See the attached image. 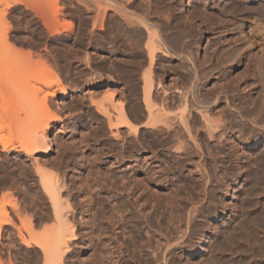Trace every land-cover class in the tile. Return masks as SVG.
Instances as JSON below:
<instances>
[{"label":"rangeland","instance_id":"1","mask_svg":"<svg viewBox=\"0 0 264 264\" xmlns=\"http://www.w3.org/2000/svg\"><path fill=\"white\" fill-rule=\"evenodd\" d=\"M7 1L0 0V20L2 18L0 25L4 24V26H7L6 29L8 30V35L6 30L5 33L10 39L8 40L11 42L13 41L12 43L16 46V48L18 47V49L24 52L27 50L32 53L35 52L36 54H33L32 58H34L35 55L36 61H38L37 58L40 59L41 56L42 59L46 57V60L50 57V60L47 61H50L49 63L51 64L56 77L59 79L60 85L67 88L70 92L69 95L64 98V104H60L58 106L59 109L52 111V113L54 112L55 115H58L60 122L55 125V128H53L48 134V138L52 140L48 156L54 162V164H52V162L50 164L51 166H48V168H51L52 171H54L55 168L56 171H59L57 174L59 176H63V178L67 181L68 186L67 188H64L62 196H68V201L71 205L69 217L74 224L73 230L75 233V239L70 244V252L65 258V264H162L159 262H149L152 259L151 257L155 256L154 254H156V252L158 253L162 250V248L160 246L158 248L157 245H162L164 243L165 236L174 235L173 237L177 236L175 238H178V235H182L180 232H182V230L184 231V228H186L185 226L188 227L186 222L188 217L187 213L189 209H191V211L194 209L193 206H195V209L198 207L196 209L197 211L193 212L194 216L199 212V215L197 214L195 216L197 226L195 225L194 229L192 227V233L189 236V240L185 241L186 246H184L183 249H175V253H173L172 257L173 264H264V130L251 127H249L251 129L246 128L245 130H242L241 122L238 121L237 118L234 119L230 115L224 102H219L214 109L216 110L218 108L220 117H224L226 115L224 118L222 117V119L227 123V127L234 129L228 133V136L232 138L231 140L233 142L234 150L237 149V152H235H239V164L236 163L237 159L235 158V155L230 156V158L225 157V152H228L226 151L228 150V145L226 146V149L222 151L220 147H216L213 141V143H207V136L198 133L202 130L203 126H201L200 129V125L198 126L193 121H190L191 118H189V123H191L190 126L192 125L191 131H193L195 126L199 127H195V130L200 129L197 130V133L195 131H193L194 133H191L195 134V139L200 141L199 142L197 140V143H200V146L203 147H201V149L204 150L209 147V151L211 149L210 152H215L218 157H207L206 159H203L206 150H204V154L201 155V157L200 153H197L194 149L189 148V146L191 147L190 138L188 137L189 140L187 139V134L182 137L185 133L182 131L181 135V132H179L181 131V128L177 131L179 132L178 135H181L179 136V141L180 138H182L186 143L189 141L190 144L187 143V146L188 144L189 146L187 147L186 143L184 146L188 148V152L189 150L191 151V149L192 151L190 153L194 151L192 154L188 155L190 160L186 159L188 161L187 162L185 159L183 160L180 158L182 154L178 156L179 153H175L179 146L181 147L179 150H182L184 147L181 145L182 142H180L179 146L177 144L179 141L177 142V140H174L176 143H170L173 141L172 140L167 142L166 145L160 144V139L162 138L161 140H163V138H168V133L162 132L159 134L155 131L156 126L150 127L148 125L151 117L150 115H147L142 101L143 97L141 93V86L143 78L140 73H142L146 67L151 69L148 70H150L152 74L151 75L149 72L152 82L151 90L153 89L151 91V98L153 100L151 99V101L154 103L157 99L155 102L158 104L160 102L159 98L164 95L163 92H166L165 97H170L172 99L171 102L173 103L170 104V98H167L168 100L166 99V108L169 115L171 114L170 112H172V114H177L182 109L181 103L179 105L180 100L179 97H177L178 94H176V89H183L188 92L193 83L196 85L200 84V98L203 99L205 96V99H211L212 96L214 97L218 95L217 93L220 94L223 92L227 94L230 99H232L233 106L240 108L244 114H247L248 108L254 105V99H259L261 97L260 94L264 95V70L263 74H261L262 67L259 64L256 68L254 61L252 60L254 59L253 57L242 56L244 52L250 51L255 44L249 48L248 46H245L248 44L243 40L242 42L241 40H238L237 42L229 35L227 40L222 42L219 39V35L216 34L219 29H226L227 26V28L230 26L227 22L230 21L229 18L231 17V12L229 11H232L233 8H231L232 3L229 4L231 0H226L227 2H224L225 0H154L155 2H153L152 0L151 12L154 14V9L158 8L155 9L158 10L157 15H154L156 19L151 13V18H154H152V20L157 21L159 19V22H161L159 18L160 15L158 17V12L161 14L162 10L165 11V9H167L165 12L170 10V12H168L171 14L167 12L165 13V16L168 14L171 18L174 15L173 17L175 18L172 17V20L169 18L167 19L164 14H161L163 16V21L165 22L167 20V22H169L170 20V22H173V19H175L174 23H168L169 29L167 28V30L171 32V35L175 34L177 36L176 38V36L173 37L174 35H172V38H174V40L176 39L175 41L178 45L177 52L180 49L181 52L179 51V53H181L182 56L190 57L189 61L192 60L188 62V59L186 60L180 56L174 57L169 55V57L165 54L163 55L162 53H157L159 56H157V58L155 57L156 59H154L152 63L148 62L145 51L142 52V54H145L140 55L141 52L138 50L136 51L134 47V49L131 46L129 48V40L125 38V36L121 37L128 40H126L128 45H126V41H124L121 37H118L117 41L111 39L112 37L114 38V34L112 36L110 32L114 33L113 31H117L115 29L111 30L113 29L112 27L109 29L106 25L107 30L109 29L108 32L98 31L99 33L95 34L96 37L98 35L97 39H100L101 41L95 39V35L92 37V35L88 33L90 30L89 20L85 18L86 15H84L85 13L83 11H81L83 14L80 16L81 9L78 11L77 7H75L76 3L74 1L41 0L43 4H38L39 7H36L33 4H35L37 0H32L35 3H30L33 5V9H31H41L40 7H42V10L47 12H45L47 16L50 15L49 13L52 12V9H62L65 5V8L63 7L62 9L63 11L61 10L63 15L58 13L56 17L57 19L51 17L52 15H50V17L48 16V19L50 20H48L46 26L43 25L45 24L43 23L44 21L42 22L41 18L39 16L37 17V14L34 15L36 12L33 14V11L29 9L30 7L27 8L28 6H26V4L29 5L28 3L32 1L29 0L27 3V0H18L21 1L20 3H22V1L26 3L25 7L23 6L24 3L20 4L18 2H14V0H10L14 3L11 5L12 2L10 3V1H8L10 3V5H8ZM41 1L38 0L39 3ZM55 1L58 3L56 2L55 4ZM68 1L72 6H74V8L71 7ZM5 2L7 3V7L4 4ZM64 2H67V4ZM66 5L69 6L67 7ZM4 7H6L5 10H3ZM75 8L76 10H73ZM69 9L72 13L68 11ZM76 11L79 13H76ZM81 18H83V20H81ZM51 19L55 20L52 21ZM84 20L85 22H83ZM83 23H88L87 26L89 27L87 28V26H84ZM64 25L65 27H63ZM67 26L72 30H68ZM81 26L83 27L81 28ZM85 27L89 30H85ZM1 29L3 28L0 27V30ZM55 29L61 30L59 32ZM82 29L84 31H82ZM3 31L4 30H1L0 34H2ZM68 31H71L70 33L72 35L70 33L68 35ZM79 32L84 33L80 34ZM65 33L67 34L65 35ZM3 34L2 36L5 35ZM2 36L0 37V41ZM84 38L87 39L85 40ZM92 38L94 39V42H92ZM116 38L117 37H115V39ZM106 40L107 43L112 44H106ZM118 40H120V42ZM177 41L181 44H178ZM86 42L91 44L88 45ZM101 42H103L102 45ZM232 43L235 44L233 45ZM103 44L106 45L103 46ZM237 46L241 47L243 50L238 49L239 47ZM245 47H248L249 49ZM228 49H230L231 52ZM235 49L239 51H236ZM1 50L3 51V49ZM43 50L50 53L46 52L47 56L44 54L45 57H43L44 55L42 52L45 53ZM240 50L244 52L242 53ZM2 51H0V68L2 69L0 70V93L2 94V96L0 95V127L3 129L1 130V133L8 139L9 143H16L19 134H21L23 128L25 130L24 126L26 125L22 122L20 123L19 120L16 121V119L11 116L13 113L19 112V110H16V107L18 108V106L16 105L17 102L14 98L18 95L22 88L23 90H26V92L30 91L26 93L24 98L25 101L27 100L26 98H29L27 97L29 94V96H33L36 92L37 94L35 95L39 98V96L45 94L46 89H50L45 87L46 85L43 84L45 80V76H43V74H40L42 75V78L44 77V79H41V76L35 69L32 71H35L34 73L30 72L31 68L34 66H31L30 69L29 63H27L28 66H26V62L29 60L25 61L27 59L25 56L24 57L26 59L24 57L20 58L21 56H16L20 60L19 62V60L15 59L11 54L8 57L7 55H9V53L7 55L2 54ZM37 52H40L41 56L37 57ZM233 53L240 57V61L235 56L233 58L234 62L232 63L234 67L229 69V71L220 72L221 68L223 69L229 66L228 62L233 61L230 59V57H233ZM3 55H5L6 58ZM224 55L227 58L230 56L228 61H226L227 58H225ZM216 56H218V58ZM7 58L9 59V63L6 61L8 60ZM221 59H225L228 64L226 65L224 60L222 61ZM142 60L144 61L141 62ZM14 61L16 64L19 63L23 66L19 65V67L17 65L18 67H16V69H18V71L20 68L21 70L25 69L22 73L25 81L22 78L19 79L20 77L17 78L19 80L14 77L15 80H17L14 82L16 85L12 82L14 80L11 79V83L14 85L10 83L9 86L5 83L6 79L9 80V77L11 76L9 74V69L11 68L13 69L12 71H14V67L12 65V62L14 63ZM36 61L33 62V65L36 64ZM145 61L147 64H151L152 66H146ZM191 62L194 63V68V65L191 64ZM223 64L226 66H223ZM184 67H187V70ZM191 67L192 70L194 69L193 71L196 72V75L194 72H190ZM5 69L8 70V72ZM130 69L132 72H130ZM259 70L261 72H259ZM15 71L18 74V71ZM26 72L29 75H26L28 79H26L25 76ZM16 73L14 72V75ZM19 73H21V71H19ZM190 73L192 75H190ZM8 74L10 75L9 77H7ZM194 75L198 78L194 79L195 81L191 79V76L192 78L195 77ZM134 77L135 79H133ZM158 79H161V81ZM196 80L198 81L196 82ZM157 81H159L160 84H158ZM128 83L129 85H127ZM162 87L165 91H162ZM12 90H17L16 92L14 91V94L16 93L15 97L12 94ZM110 90H115L113 91V100L115 101L118 100V96L121 97V94L125 97H121L119 99H122L125 104L124 109L126 108L125 111L128 114L127 116L129 121L138 125V128L136 129L137 131L132 130L134 132L131 131L129 133L127 127L115 129L112 123L110 125L108 121L115 119L118 114L116 115L114 111L112 112V108L107 107L109 98L106 99V102H103V104L105 103L104 105L100 106H106L111 110H109L112 112L110 114H114V116L108 114L111 118L108 120L106 115L98 111L96 104L103 101ZM41 92L42 94H40ZM21 95H19V97ZM90 97L91 99H95L94 101L92 99L94 103L91 102ZM252 97L254 98L252 99ZM60 99L61 97L57 96L54 101L57 103ZM12 101L15 103H12ZM21 103L23 102H20V104ZM25 103H23V105ZM156 103L152 104L153 109L154 107L157 108ZM23 105L21 104V106ZM21 106L20 109H22ZM13 107L16 111H13ZM28 107H30V105ZM138 108L140 109L139 111H137ZM214 109L209 110V114H212L210 117H213V120H216L218 118V110L215 112ZM190 110L189 112L192 114L193 111ZM222 110L224 112L227 111L229 114L227 112L224 113ZM20 112L19 114L23 115V113ZM36 113L37 114L30 113V116L28 115L29 119L31 118V114L33 117L38 115V117H41L45 111L44 109L42 110L39 108V113L38 111ZM260 114L261 113H255V115L258 116ZM15 115L16 114H14V116ZM261 115L264 118V114ZM214 117L217 118L215 119ZM24 118L27 119V117ZM117 119L112 120L113 123H115L114 121ZM8 122H15L16 125L14 124L13 128L12 123L9 125ZM17 122H19L18 124H20V126ZM23 122H25V120ZM153 122L155 121L153 120ZM22 124L23 126H21ZM176 124L177 123L174 125L177 129L179 126ZM153 127L155 128L153 129ZM114 131H117L118 136L113 134ZM241 133L243 134V139H241L242 137H239V135L241 136ZM0 152V186L2 185L0 187V221L2 218L6 219L7 217L11 221L8 224H3V221L1 222L0 233H2V236H0V263L44 264L42 259L44 258L41 251L42 249L39 248L40 246L36 244V241L43 242L46 240L49 233L47 227H49V230L51 231L50 226L55 222L51 215L50 202L47 197L43 195V192H41L42 189L38 185V179H36L37 175H34L31 165L29 163H24L25 161H23V155L16 157L13 150H1ZM3 152L7 154L5 155ZM195 160L196 162L199 161L198 163L200 166L198 167L202 172L196 171L199 169L198 167H195L199 164L196 162L195 164ZM178 161L180 162L176 163ZM200 161L204 163L203 170L201 166L203 164L200 163ZM10 166L13 167L14 170L13 168L11 169ZM229 166L231 167L229 168ZM26 167H28V170L26 171L29 172L30 170V173H33V176L25 171V169H27ZM204 169L205 172H208L205 173ZM56 171H54V174ZM21 172L24 174L22 173V175ZM203 172L205 175L208 174L210 177L212 176V180L208 181V184L205 179V182L202 179V176L205 177V175L202 174ZM6 174L8 175L6 176ZM3 175L5 176V179L7 177L9 181L8 179L3 180ZM25 175H28V177ZM202 181L206 184V186ZM2 183H4V185ZM12 184L13 188L11 186ZM7 187L10 189L8 190ZM204 187H207L208 189L204 191ZM206 191L207 194L209 191L212 192H209L210 195H207ZM210 197L215 199L211 200ZM208 198L210 199V202H208ZM206 201L209 204H207ZM152 202L155 204L157 209L156 214H152V208L150 206ZM12 206L15 209L17 208V212L14 211L15 209H12ZM1 207L3 209L5 208L7 213L2 211L3 209L1 210ZM1 211L5 213L4 215L7 214V216L5 217ZM147 219L150 221L148 220V222H146L145 220ZM140 220L141 223L139 222ZM136 223L137 225H135ZM136 226L140 228H137ZM123 228L126 229V233L125 230L124 232L121 231ZM19 230L25 235L24 237L30 241L29 245L26 246L22 243L19 238ZM129 232L131 235H128ZM167 232L170 234L168 235ZM196 234L197 236L200 235V237H197ZM162 235L165 236L161 237ZM186 235H188V233L184 236L186 237ZM190 237L194 240L192 241Z\"/></svg>","mask_w":264,"mask_h":264},{"label":"bare ground","instance_id":"2","mask_svg":"<svg viewBox=\"0 0 264 264\" xmlns=\"http://www.w3.org/2000/svg\"><path fill=\"white\" fill-rule=\"evenodd\" d=\"M5 1V0H4ZM7 1V0H6ZM8 1H10V0H8ZM7 1V2H8ZM25 1V0H24ZM30 1H32V0H30ZM41 1V0H40ZM65 1V0H64ZM70 1H74L75 3H76V5H75V7H77V9H78V11H79V9H81L80 10V13H81V11H83L85 14L84 15H86L85 16V18H87L88 20H89V23H90V30L89 29H87L89 26H87V24H85V23H83L84 24V26H87V28L85 27L84 29L85 30H89V32L88 33H90L91 35H92V37H93V35H95V34H97V33H99L98 31H107L108 32V30L109 29H111V27L113 28V29H111V30H117V31H113L114 33H112V32H110L111 34H112V36H113V34H114V38L112 37L111 39H114L115 41H117V39H118V37H121V36H125V38H127L128 40H129V48H130V46L133 48H135L136 49V51L138 50L139 52H141L140 53V55H143V54H145V53H143L142 54V52L143 51H145L146 52V56H147V58H148V62L149 63H152L153 62V60L154 59H156L157 58V56H159V54L157 55V53H162L163 55L165 54L166 56H169V55H171V56H174V57H176V56H180V57H183L184 59H188L187 61L188 62H190V61H192V60H190L189 61V59H190V57H185V56H182L181 55V53H179V51H180V49L178 50V52H177V47H178V45H177V43H176V39L174 40V38H172V35H174L173 37H175L176 35L175 34H170L171 32H169V30H167V28L169 27L168 26V23H174V21H175V19H173L174 21L173 22H170V20H169V22H167V20L164 22L163 21V16L161 15V14H164V16H165V13H167L168 11L170 12V10H168L167 12H165L167 9H165V11H163L162 10V13L160 14L159 12H158V17H159V15H160V21L161 22H159V19L157 20V21H155V20H152V18L154 17V15H157V11L158 10H155V9H158V8H155L154 9V7H153V9H154V14L151 12L152 11V0H70ZM12 1H10V3H11ZM14 2H18V3H20L21 1H18V0H14ZM14 2H12V4L11 5H13V3ZM27 3L29 2V0H27L26 1ZM56 2L57 1H55L54 3L56 4ZM69 2V1H68ZM153 2H155L154 0H153ZM224 2H227L226 0L224 1ZM10 3L8 2V5H10ZM22 3H24L23 1H22ZM22 3H20V4H22ZM33 4V3H35L34 1H32V2H29L28 4L29 5H27L26 3H24V7H25V4H26V6H28L27 8H29V9H31L32 8V6L34 5V6H36V7H39V5L38 4H43L42 3V1L39 3L38 2V0L36 1V3L35 4H33V5H31V4ZM58 3V2H57ZM60 3H63V2H60ZM65 4H67V2H64ZM70 3V2H69ZM230 3H232L231 4V8H232V11L230 10L229 12H231V17L229 18L230 19V21H228V19H227V24H229L230 26H229V28H227L226 27V29H219V31H217V33L216 34H218L219 35V39L223 42L224 40H227V38H228V35L229 36H231L232 38H234L233 40H235V41H237L238 42V40H241V42H242V40L244 41V42H246L248 45H245V43H244V45L245 46H248L249 48H251L252 47V45L253 44H255V46L254 47H252L251 49H250V51H248V52H244V54H242V56H245V57H253L254 59H252L253 61H254V64L256 65V68H257V65H259L260 64V66L262 67V72L259 70V72H261V74H263V70H264V0H231V2H229V4ZM5 4V6H6V2L4 3ZM73 4V3H72ZM38 5V6H37ZM70 5H71V3H70ZM4 6V5H3ZM15 6V5H14ZM44 6V5H43ZM65 6V5H64ZM63 6V7H64ZM67 6V5H66ZM69 6V5H68ZM67 6V7H68ZM7 7V6H6ZM6 7H4V9L3 10H5V8ZM12 7V6H11ZM17 7V6H16ZM19 7V6H18ZM62 7V6H61ZM63 7H62V9H63ZM71 7H73L74 8V6H72L71 5ZM3 8V7H2ZM1 8V9H2ZM14 8V7H13ZM35 8V7H34ZM41 9H39V8H35L34 10H32L31 9V11H33V14L34 15H36L37 14V17L39 16L40 18H41V21L43 22V23H45V24H43V25H45L46 26V24L48 23V20H50V19H48L49 17H50V15H52L51 17H54V18H56L57 17V14L59 13V14H62V12H61V8H55V10L54 9H52V12L51 13H49L50 15H46V11H44V10H42V7H40ZM65 8V7H64ZM70 8V7H69ZM22 9V8H21ZM28 9V10H29ZM17 10V9H16ZM19 10V9H18ZM64 10H66V9H64ZM73 10H76V8L75 9H73ZM227 10V9H226ZM30 11V12H31ZM63 11V10H62ZM68 11H70V9L68 10ZM78 11H76V13H79ZM156 11V12H155ZM159 11H160V9H159ZM11 12V11H10ZM9 12V13H10ZM46 12V13H45ZM61 12V13H60ZM71 13H72V11H70ZM83 12L80 14V16L83 14ZM164 12V13H163ZM168 12V13H169ZM64 13V12H63ZM151 13L153 14V17L151 18ZM30 14V13H29ZM67 14V13H66ZM169 14H171V13H169ZM4 15V14H3ZM31 15V14H30ZM63 15V14H62ZM167 16H165V18H169V19H171L169 16H168V14H166ZM2 16V15H1ZM79 16V17H80ZM171 16V15H170ZM83 17V16H82ZM157 17V16H156ZM157 17V18H158ZM39 18V19H40ZM84 18V19H85ZM155 18V17H154ZM153 18V19H154ZM161 18H162V20H161ZM165 18H164V20H165ZM173 18H175V17H173ZM4 19V18H3ZM37 19V18H36ZM57 19V18H56ZM156 19V18H155ZM1 20H2V18H1ZM0 20V21H1ZM52 21L53 20H55V19H51ZM81 20H83V18H81ZM80 20V21H81ZM88 20H86V21H88ZM172 20V19H171ZM4 21V20H3ZM163 21V22H162ZM6 22V21H5ZM83 22H85V20L83 21ZM167 22V23H166ZM6 24V23H5ZM10 24V23H9ZM51 24L53 25V23L51 22ZM51 24H50V26H51ZM70 24V23H69ZM226 24V25H227ZM106 25H107V27H109V29L107 30V28H106ZM170 25V24H169ZM225 25V26H226ZM2 26H4V24L3 25H0V27L1 28H3V29H1V30H4L3 31V33L5 34H3L4 36H2V34H0V37L2 36V39H1V43H0V51H2L1 49H3V51H2V54H8L9 53V55H7L8 57L10 56V54L12 55V56H14V58L15 59H18L17 57L19 56H21L20 58H23L24 56L27 58H25L24 60L25 61H28V62H26V64L27 63H29V69H30V67L32 66H34L33 68H31V71L30 72H32L34 69L36 70V72L37 73H39V75L40 74H43V76H45V80H44V83L43 84H45L46 86L45 87H48V89H50V90H47L46 89V92H45V94H43V95H41V96H39V98H37V95H35V94H37L36 92H35V94L32 96H29V95H27V97H29V98H26L27 100V102L25 101V95H26V93L27 92H30V91H27L26 92V90H23V88H22V90H20V92L18 93V95H16V93L14 94V91H13V96L15 97V95H16V97L14 98L15 100H16V102H17V106H18V108L16 107V110H19V112L21 111V110H23V111H21L20 113H23V115H20L19 114V112H16V113H13V115H11V116H13L14 117V119H16V121H18L19 120V122L21 123H23V124H25L26 126H24L25 127V130H24V128H23V131L21 132V134H19V136H18V140H17V142L16 143H9V141H8V139L6 138V137H4V135L1 133V130H3V129H1L2 127H0V146H1V149H0V151L1 150H3V151H8V150H13L14 152H15V155H16V157L17 156H20V155H23L22 157H24V159H23V161H25L24 163H29L30 165H31V168H32V170L34 171L33 173H34V175H37L36 177V179H38L37 181H38V185H39V187H41V192H43V195H45V197H47V199H48V201L50 202V205H51V215H52V217H53V219L55 220V224L53 223V225H51V226H53V227H51L50 226V229H51V231L49 230V227H47V229H48V231H49V233H48V237H46V240H44L43 242H41V241H36V244L38 245V246H40L39 248H41L42 250V255H44L43 257L44 258H42L43 259V263L44 264H65L66 262V256H67V254H69V252H70V244L72 243V241L75 239V233H74V224L72 223V221L70 220V217H69V213H70V208H71V205H70V203H69V201H68V196L67 197H64V196H62V194H63V190H64V188H67V181L63 178V176H59L58 174H57V172H59V171H56V169L54 168V171H56V173L54 174V171H52V169L50 168H48V166L50 167L51 165V163L53 162L52 161V159H50L49 158V156H48V152L50 151V143H51V139H49L48 138V134L50 133V131L53 129V128H55V125H57V124H59V122H60V119H59V117H58V115L56 114H54V112L52 113V111H55L56 109H59V105L61 104H64V98H66L67 97V95H69V90L67 89V88H64V87H62L61 85H60V83H59V79L56 77V75H55V73L53 72V68H52V66H51V64L49 63L50 61H47V60H50L49 58H47V60L45 59L46 57H45V55L44 54H46V52H48V51H44L45 53H43L42 52V54L44 55L43 57H45V58H41L42 56L40 55V52H37V57L38 56H41L40 57V59L39 58H37V60L38 61H36V58H35V55H34V58H32L33 57V54H36L35 52L34 53H32L31 51H28L26 48V50L27 51H22V50H20V49H18V47L16 48V46L11 42V41H9L10 39L6 36V33H7V29H6V27L7 26H4V27H2ZM72 26V25H71ZM225 26H224V28H225ZM52 27V26H51ZM63 27H65V25L63 26ZM68 27V26H67ZM83 26H81V28H82ZM171 27V26H170ZM47 28V27H46ZM45 28V29H46ZM70 28H73V27H70ZM171 28H173V27H171ZM170 28V29H171ZM67 29V28H66ZM169 29V28H168ZM1 30H0V32H1ZM5 30H6V33H5ZM49 30V29H48ZM53 30H54V28H53ZM56 31L58 30L59 32H60V30L59 29H55ZM68 30H72V29H69V27H68ZM81 30V29H80ZM50 31H51V29H50ZM65 31V30H64ZM67 31V30H66ZM82 31H84L83 29H82ZM171 31V30H170ZM62 32V31H61ZM71 31H68V35H69V33H70ZM119 32V33H118ZM80 33V32H79ZM84 33V32H83ZM82 32L80 33V34H83ZM86 33H87V31H86ZM88 33H87V35H88ZM102 33V32H101ZM172 33H174V32H172ZM67 33H65V35H66ZM71 34V33H70ZM75 34V33H74ZM77 34H78V32H77ZM76 34V35H77ZM79 34V35H80ZM103 34V33H102ZM177 34V33H176ZM7 35H8V33H7ZM63 35V34H62ZM72 35V34H71ZM85 35V34H84ZM83 35V36H84ZM74 36V35H73ZM83 36H82V40H83ZM102 36V35H101ZM4 37V38H3ZM77 37V36H76ZM78 37H80V36H78ZM91 37V36H90ZM96 37V35L94 36V38ZM97 37H98V35H97ZM97 37L95 38V39H97ZM100 37V36H99ZM109 37V36H108ZM115 37H117L116 39H115ZM230 37V38H231ZM121 38H123V37H121ZM120 38V39H121ZM176 38H177V36H176ZM9 39V40H8ZM85 39V38H84ZM87 39V38H86ZM85 39V40H86ZM109 39V38H108ZM107 39V40H108ZM110 39V40H111ZM124 39V38H123ZM127 39H124V41H126ZM179 39V38H178ZM177 39V40H178ZM79 40V39H78ZM91 40H93L92 42H94V39L92 38ZM97 40H100V39H97ZM97 40H96V42H97ZM107 40H106V44H112V43H107ZM113 40V41H114ZM127 40V41H128ZM101 41V40H100ZM99 41V42H100ZM105 41V40H104ZM103 41V42H104ZM119 42H120V40H118ZM121 41L123 42V40L121 39ZM127 41L125 42L126 43V45H128L127 44ZM81 42V41H80ZM91 42V41H90ZM103 42H101V45H102V43ZM178 42V41H177ZM180 42H181V40H180ZM180 42H178V44H181ZM240 42V43H241ZM83 43V42H82ZM87 43V42H86ZM88 43H89V41H88ZM87 43V44H88ZM91 44V43H90ZM90 44H88V45H90ZM98 44V43H97ZM106 44H103V46L104 45H106ZM115 45H117L116 43H114ZM113 44V45H114ZM233 44V43H232ZM235 44V43H234ZM233 44V45H234ZM47 45V44H46ZM65 45V44H64ZM85 45V44H84ZM100 45V44H99ZM99 45H97L98 47H100ZM242 45V44H241ZM86 46V45H85ZM112 46V45H111ZM63 47V46H62ZM93 47V46H92ZM95 47H96V45H95ZM106 47V46H105ZM120 47V46H119ZM237 47H239V46H237ZM248 47H245V48H248ZM79 48H81V47H79ZM90 48V47H89ZM101 48V47H100ZM99 48V49H100ZM104 48V47H103ZM113 48V47H112ZM133 48V49H134ZM228 48H229V46H228ZM233 48V47H232ZM236 48V47H235ZM248 48V49H249ZM22 49V48H21ZM44 49V48H43ZM82 49V48H81ZM85 49V48H84ZM83 49V50H84ZM104 49H106V48H104ZM238 49H241V47H239ZM8 52H7V51ZM47 50V49H46ZM77 50H78V48H77ZM113 50V49H112ZM230 52H231V50L230 49H228ZM236 51H239V50H237V49H235ZM241 50H243V49H241ZM240 50V51H241ZM96 51V50H95ZM132 51V50H131ZM86 52H88V51H86ZM113 52V51H112ZM139 52H138V54H139ZM181 52V51H180ZM226 52V51H225ZM242 52V51H241ZM242 52V53H243ZM17 55H16V54ZM38 53H39V55H38ZM48 53H50V52H48ZM83 53H84V51H83ZM136 53V52H135ZM134 53V54H135ZM217 53H219V52H217ZM227 53V52H226ZM79 54V53H78ZM86 54V53H85ZM91 54V53H90ZM94 54V53H93ZM185 54V53H184ZM183 54V55H184ZM231 54V53H230ZM229 54V55H230ZM234 54V53H233ZM249 54V55H248ZM84 55V54H83ZM188 55H189V53H188ZM223 55V54H222ZM225 55H227V54H225ZM224 55V57L225 58H227L226 56ZM228 55V56H229ZM238 55V54H237ZM5 58H6V56L5 55H3ZM17 56V57H16ZM46 56H47V54H46ZM79 56V55H78ZM88 56V55H87ZM90 56V55H89ZM145 56V57H146ZM190 56V55H189ZM230 56H232V55H230ZM229 56V57H230ZM236 55L234 54L233 55V57L231 58L230 57V59L231 60H233V61H230V62H228L229 63V66L227 67V68H221V66H220V72H226V71H229V69H231V68H233L234 67V65L232 64L233 62H234V57H235ZM240 56V55H239ZM156 57V58H155ZM170 57V56H169ZM217 58H218V56H216ZM223 57V56H222ZM221 57V58H222ZM228 57V58H229ZM237 58H238V60H239V58L240 57H238V56H236ZM245 57H244V59H245ZM13 58V57H12ZM13 58V59H14ZM81 58L83 59V57L81 56ZM93 58V57H92ZM159 58V57H158ZM192 58V57H191ZM228 58L226 59V61H228ZM236 58V59H237ZM8 59V58H7ZM32 59H33V61H32ZM54 59V58H53ZM86 59V58H85ZM84 59V60H85ZM115 59V58H114ZM126 59V58H125ZM211 59V58H210ZM247 59V58H246ZM251 59V58H250ZM4 60V59H3ZM6 60V59H5ZM19 60V59H18ZM36 61V64H34L33 65V62H35ZM81 60V59H80ZM117 60V59H116ZM115 60V61H116ZM128 60V59H127ZM127 60H124V61H127ZM134 60V59H133ZM186 60H185V62H186ZM219 60V59H218ZM222 60V59H221ZM224 60V62H225V64L227 65L228 63H226V61H225V59H223ZM222 60V61H223ZM6 61H8V63H9V59L8 60H6ZM24 61V62H25ZM56 61V60H55ZM54 61V62H55ZM86 61V60H85ZM84 61V62H85ZM111 61V60H110ZM121 61V60H120ZM144 60H142L141 62H143ZM204 61V60H203ZM205 61H207V60H205ZM240 61V60H239ZM239 61H238V63H239ZM19 62H20V60H19ZM22 62V61H21ZM112 62H113V60H112ZM146 62V61H145ZM144 62V63H145ZM183 62H184V60H183ZM3 63V62H2ZM7 63V64H8ZM31 63H32V65H31ZM120 63H122V62H120ZM236 63V62H235ZM5 64H6V62H5ZM105 64V63H104ZM125 64V63H124ZM129 64V63H128ZM138 64V63H137ZM137 64H136V67H137ZM143 64V63H142ZM142 64H141V66H142ZM146 64V66H152L151 64H147V62L145 63ZM144 64V65H145ZM186 64V63H185ZM191 64H193L194 65V63L193 62H191ZM204 64V63H203ZM206 64V63H205ZM218 64V63H217ZM225 64H223V66H226ZM3 65V64H2ZM9 65V64H8ZM12 65H13V67H14V71H12L13 69H11L9 66H7V67H9L10 69H9V74L11 75H9L8 74V76L7 77H9L10 79L9 80H7L6 79V83L5 84H8L9 86H10V83H11V79H13L14 81H12L13 83L14 82H16L17 80H19V79H23V71H25V69L24 70H21V68L19 69V71H21V73H19V71H18V69H16V67H18L19 65H21V64H16V62L14 61V63L12 62ZM15 65V66H14ZM18 65V66H17ZM116 65V64H115ZM123 65V64H122ZM192 65V66H193ZM221 65V64H220ZM255 65H254V67H255ZM22 66V65H21ZM26 66H28V64L26 65ZM80 66V65H79ZM126 66H128V65H126ZM155 66V65H154ZM185 66H187V65H185ZM209 66V65H208ZM222 66V67H223ZM12 67V68H13ZM20 67V66H19ZM23 67V66H22ZM25 67V66H24ZM90 67V66H89ZM88 67V68H89ZM135 67V68H136ZM140 67V66H139ZM143 67V66H142ZM183 67V66H182ZM190 67V66H189ZM195 67V65L193 66V68ZM213 67H214V65H213ZM216 67H217V65H216ZM259 67V66H258ZM111 68V67H110ZM118 68V67H117ZM144 68V67H143ZM143 68H141V69H143ZM153 68V67H152ZM185 68V67H184ZM187 68V67H186ZM185 68V69H186ZM140 69V68H139ZM147 69V70H146ZM146 69H144V71L142 72V73H140V75H142L141 77L143 78V83H142V101H143V103H144V107H145V110H146V113H147V115L149 116L150 115V122H148L149 124V126L150 127H152V126H156V129H155V131H157L159 134H161L162 132L164 133V132H166V133H168V138H166V139H164L163 138V140H161L160 139V144L161 145H163V144H165L166 145V143L167 142H170V141H172V142H170V143H174L175 141L174 140H177V142L179 141V136H181L182 135V131H183V133H185V135L183 134L182 135V137L183 136H186V134L188 135L187 136V139L189 140V138H190V141H191V147L189 146V144H190V142L188 141L187 143H189L188 144V146H189V148H192V149H194L197 153H200V156L201 155H203L204 154V150H206L205 151V154H204V156H203V159L205 158H207V157H215V156H217L216 155V153L214 152H210L211 151V149H210V151H209V147H208V149H201V147L202 146H200V143L198 144L197 142L199 141L198 139V141L195 139V134H193L194 132L193 131H195L196 133H197V130H200L201 129V126H203L202 127V130H200L198 133L199 134H201V135H205V136H207V143L208 142H214L215 143V145H216V147H220V149L223 151V150H225L226 149V146L228 145V147H227V149L228 150H226V151H228V152H225L226 154V156L225 157H229L230 158V156H232V155H235V158L237 159L236 161V163H238L239 161V155H238V153H236L237 151V149L236 150H234V147H233V142H232V138H230L229 136H228V133H230L232 130H234L233 128H231V127H227V123L225 122V120H223L222 119V117L223 116H221L220 117V115H219V110H218V108L215 110L214 108L216 107V105H218V103L219 102H224V104H225V106L227 107V110H228V112L230 113V115L235 119V118H237L238 119V121H240L241 122V124H242V130H245L246 128H249V127H251V128H256V129H261V130H264V118L262 117V115L261 114H264V95L262 94H260V98L259 99H254L252 102H253V106L252 107H250V108H248V112H247V114L245 113L244 114V112L242 113V111L240 110V108H236L235 106H233V102H232V99H230L229 98V96L227 95V94H225V93H217L218 95H216V96H212V98L211 99H209V98H207V99H205V96H204V98L202 99V98H200L201 96V93H200V91H199V89H200V87H199V85L200 84H195V83H193L192 84V87L188 90V92H186L187 90H181V89H176V94H178V96L177 97H179V100H180V102H179V105H180V103H181V106H182V109H181V111L180 112H178L177 114H172V112H170V110H169V112L172 114V116H171V114L169 115V113H167V108H166V103H167V101H166V99L167 98H170V97H165L166 96V92H163L164 93V95L161 97V98H159L158 100L160 101L158 104L154 101V103H156L157 104V108H155L154 107V109H153V105L152 104H154L153 103V101H151V91L153 90H151V88H152V82H151V69L150 68H147L146 67ZM148 69H150V70H148ZM259 69V68H258ZM0 70H2L1 68H0ZM6 70V69H5ZM4 70V71H5ZM15 70H17L18 71V74L16 73V71ZM27 70V69H26ZM80 70V69H79ZM120 70V69H119ZM137 70V69H136ZM187 70V69H186ZM189 70H190V68H189ZM189 70H188V73H189ZM194 70V69H193ZM192 70V67H191V71L190 72H194ZM7 72H8V70H6ZM147 71V72H146ZM196 71V70H195ZM12 72V73H11ZM14 72L16 73L15 75H14ZM29 72V73H30ZM35 72V71H34ZM34 72H32V73H34ZM128 72V71H127ZM130 72H132V70L130 69ZM138 72V71H137ZM145 72V73H144ZM149 72H150V74H149ZM207 72H209V71H207ZM219 72V71H218ZM257 72H258V70H257ZM98 73H100V72H98ZM116 73V72H115ZM122 73V72H121ZM154 73V72H153ZM22 74V75H21ZM25 74V73H24ZM90 74V73H89ZM127 74V73H126ZM132 74V73H131ZM144 74V75H143ZM194 74L196 75V72H194ZM29 76L28 74H27V72H26V74H25V76ZM34 75V74H33ZM36 75V74H35ZM190 75H192L191 73H190ZM194 75V76H195ZM264 75V74H263ZM22 76V77H21ZM27 76H26V79H28L27 78ZM41 77V79H44V77L42 78V75H40ZM104 76V75H103ZM133 76V75H132ZM6 77V78H7ZM12 77V78H11ZM17 79V78H19V79H17V80H15V78ZM31 77V76H30ZM29 77V78H30ZM107 77V76H106ZM39 78V79H40ZM92 78V77H91ZM127 78V77H126ZM154 78V77H153ZM96 79V78H95ZM110 79V78H109ZM130 79H131V77H130ZM133 79H135V77L133 78ZM191 79H198V78H196V76L195 77H193L192 78V76H191ZM24 81H25V79H23ZM112 80H114V79H112ZM128 80V79H127ZM158 80H160L161 81V79H158ZM8 81H10V82H8ZM21 81V80H20ZM115 81V80H114ZM131 81V80H130ZM129 81V82H130ZM153 81V80H152ZM195 81V80H194ZM198 80H196V82H197ZM134 82H136V81H134ZM158 82V84H160L159 83V81H157ZM193 82V81H192ZM264 82V81H263ZM11 83L12 85H16V83ZM24 83V82H23ZM127 83V82H126ZM132 83H133V81H132ZM1 84V83H0ZM34 84V83H33ZM131 84V83H130ZM157 84V85H158ZM25 85V84H24ZM24 85H23V87H24ZM37 85V84H36ZM125 85V84H124ZM127 85H129V83L127 84ZM7 86V85H6ZM53 86V87H52ZM117 86V85H116ZM132 86V85H131ZM138 86V85H137ZM156 86V85H155ZM1 87H2V85H1ZM42 87V86H41ZM52 87V88H51ZM118 87V86H117ZM161 87V86H160ZM3 88V87H2ZM25 88H26V86H25ZM38 88V87H37ZM135 88V87H134ZM163 88V87H162ZM10 89V88H9ZM12 89V88H11ZM14 89H15V87H14ZM27 89H28V87H27ZM112 89H114V88H112ZM120 89V88H119ZM118 89V90H119ZM125 89V88H124ZM131 89V88H130ZM129 89V90H130ZM4 90V89H3ZM19 90V89H18ZM107 90V89H106ZM105 90V91H106ZM117 90V91H118ZM122 90V89H121ZM120 90V91H121ZM126 90V89H125ZM127 90H128V87H127ZM164 90V88L162 89V91ZM17 91V90H16ZM15 91V92H16ZM45 91V90H44ZM113 91H115V90H110L108 93H107V98H106V96H105V98H104V100L103 101H101V102H98V104H96L97 106V109H98V111H100V112H102L104 115H106L107 116V119L108 120H110L111 118H110V116L108 115V114H110V113H112L113 111L116 113V115L118 114V116L115 118V119H117L116 121H114L115 123H113V121L112 120H115V119H112V120H110V121H108L109 123H110V125H111V123H112V125L114 126V128L115 129H118V128H122V127H127L128 128V130H129V133L132 131V130H134V131H137L136 129L138 128V125L137 124H134V123H131L130 121H129V119H128V114H127V112L125 111V109H124V102H123V100L122 99H119V98H125V97H123L122 96V94H121V97H119L118 96V100L117 101H115V100H113V94H114V92ZM116 91V92H117ZM120 91H119V93H120ZM165 91V90H164ZM214 91V90H213ZM212 91V92H213ZM43 92V91H42ZM42 92L40 93V94H42ZM122 92H123V90H122ZM133 92V91H132ZM209 92H211V91H209ZM32 93V92H31ZM44 93V92H43ZM89 93V92H88ZM106 93V92H105ZM261 93V92H260ZM22 94V95H21ZM23 94H24V96H23ZM0 95L2 96V94L0 93ZM7 95V94H6ZM19 95H21L20 97H19ZM119 95V94H118ZM124 95V94H123ZM203 95V94H202ZM210 95V94H209ZM250 95V94H249ZM22 96H23V99H22ZM57 96H59V97H61V99L60 100H58L57 101V103H56V101H54L55 99H56V97ZM168 96V95H167ZM172 96V95H171ZM211 96V95H210ZM12 97V96H11ZM11 97H10V100H11ZM19 97V98H18ZM209 97V96H208ZM2 98V97H1ZM17 98V99H16ZM109 98V101H108V104H107V107L108 108H112L111 110H112V112H110L111 110L110 109H108L106 106L104 107V106H100V105H104L103 104V102H106V99H108ZM254 97H252V99H253ZM93 99V98H92ZM92 99H91V97H90V100H91V102H93L95 99H93V101H92ZM116 99V98H115ZM171 99V98H170ZM169 99V100H170ZM205 99V100H204ZM10 100H9V102H10ZM20 100H22V101H20ZM101 100V99H100ZM99 100V101H100ZM153 100V99H152ZM168 100V99H167ZM172 101V99L170 100V102ZM178 101V100H177ZM14 101H12V103H13ZM20 102H23V103H25L24 105H23V103H21L23 106H21V104H20ZM29 102V103H28ZM170 102H168V103H170ZM15 103V102H14ZM94 103V102H93ZM100 103V104H99ZM102 103V104H101ZM11 104V103H10ZM20 104V105H19ZM170 104H173L172 102L170 103ZM250 104V103H249ZM30 105V107H28ZM127 105V104H126ZM251 105V104H250ZM15 106V105H14ZM20 106H21V108L22 109H20ZM130 106V105H129ZM170 106V105H169ZM172 106V105H171ZM11 107V106H10ZM25 107V108H24ZM27 107H28V109H27ZM36 107V108H35ZM104 107V108H103ZM126 107V106H125ZM39 108L40 109H44V111H45V113L41 116V117H38V116H34L33 117V115L31 114V118L29 119V116H30V113H34V114H37L36 112L38 111V113H39ZM137 108V107H136ZM220 108V107H219ZM27 109V110H26ZM114 109V110H113ZM192 110L193 112H192V114H190V112H189V110ZM211 109H214L215 110V112L218 110V112H217V115H218V118L216 119L215 117V119L216 120H213V117H210V116H212V114H209V110H211ZM226 109V108H225ZM15 109H14V107H13V111H16ZM30 110H31V112H30ZM110 110V111H109ZM140 109L138 108V110L137 111H139ZM190 110V111H191ZM128 111V110H127ZM132 111V110H131ZM223 111V110H222ZM7 112H8V110H7ZM27 114H25V113ZM109 112V113H108ZM141 112V111H140ZM139 112V113H140ZM211 112V111H210ZM215 112H214V114H215ZM224 112V111H223ZM227 112V111H226ZM226 112H224V113H226ZM227 112V113H228ZM212 113V112H211ZM228 113V114H229ZM255 113L256 114H258V113H261L259 116L258 115H255ZM12 114V113H11ZM14 114H16L15 116H14ZM19 114V115H18ZM142 114V113H141ZM152 114H154V115H152ZM24 115H26V116H24ZM29 115V116H28ZM110 115H113L114 116V114H110ZM152 115V116H151ZM174 115V116H173ZM189 115H190V117H189ZM216 115V114H215ZM216 115V116H217ZM222 115V114H221ZM19 116V117H18ZM27 117V119L26 118H24V117ZM147 116V117H148ZM154 116H156V117H154ZM226 116V115H225ZM224 116V117H225ZM258 116V117H257ZM264 116V115H263ZM22 117V118H21ZM112 117V116H111ZM156 119H154V118ZM223 117V118H224ZM229 117V116H228ZM19 118V119H18ZM21 118V119H20ZM189 118H191V122L193 121L194 123H196L198 126L200 125V129H196L195 130V127L196 128H199V127H197V126H195L194 128H193V131H191L192 130V128H191V126H190V124L191 123H189L190 121H189ZM211 118V119H210ZM231 118V117H230ZM5 119V118H4ZM25 120V122H23ZM27 120V121H26ZM153 120L156 122H153ZM174 121H176V122H174ZM237 121V120H236ZM237 121V122H238ZM9 122H10V120H9ZM8 122V123H9ZM19 122H17V124L19 123ZM151 122H153V123H151ZM2 123H4V122H2ZM12 123V122H11ZM11 123H9V125H11ZM156 125H155V124ZM175 123H177L176 125L177 126H179V128L177 127V129H176V127H175ZM199 123H201V124H199ZM16 125V123L14 122V123H12V127H13V125ZM23 124L21 125V126H23ZM151 124V125H150ZM153 124V125H152ZM179 124V125H178ZM19 126H20V124H18ZM147 125V126H148ZM195 125V124H194ZM193 125V126H194ZM0 126H1V124H0ZM5 126V125H4ZM181 126V127H180ZM11 127V126H10ZM15 127H17V126H15ZM234 127V126H233ZM14 128V127H13ZM155 127H153V129H154ZM182 128V129H181ZM251 128H249V129H251ZM178 129H181V131H179V132H181V135H178V133L179 132H177L178 131ZM239 129V128H238ZM134 131H132V132H134ZM236 131H240V130H236ZM191 132H193V133H191ZM245 132V131H244ZM243 132V133H244ZM158 133H157V135H158ZM240 133V132H239ZM251 133V132H250ZM115 136H118V133H117V131H114V133H113ZM194 137H193V136ZM245 135V134H244ZM254 135V134H253ZM259 135V134H258ZM264 135V134H263ZM161 136V135H160ZM243 136V134L241 133V136L239 135V137H242ZM189 137V138H188ZM197 137V136H196ZM201 137H204V136H201ZM174 138V139H173ZM249 138V137H248ZM253 138V137H252ZM205 139V138H204ZM233 139H234V137H233ZM239 139V138H238ZM241 139H243V137L241 138ZM245 140V139H244ZM247 140V139H246ZM186 141V140H185ZM180 142H182L181 143V145H183L184 146V144L186 143V142H184V140L182 139V138H180V141L177 143L178 144V146H179V144H180ZM200 142V141H199ZM203 142H205V141H203ZM212 142V143H213ZM238 142V141H237ZM176 143V142H175ZM187 143H186V146H187ZM176 144V145H177ZM204 144V143H203ZM232 144V145H231ZM236 144V143H235ZM173 145H175V144H173ZM208 145H210V144H208ZM178 146H177V148H178ZM186 146H184L183 148H182V150H179V148L181 149V147L179 146V148L177 149V151H175V153L177 152V153H179L178 154V156H180V154H182L181 155V157L180 158H182L183 160L185 159H189L188 157V155H190V154H192V153H190L191 151H192V149H191V151L189 150V152H188V146L186 147ZM175 147V146H174ZM203 148V147H202ZM206 148H207V146H206ZM175 150V149H174ZM203 150V151H202ZM218 150V149H217ZM214 151V150H213ZM236 151V152H235ZM1 153V152H0ZM4 153V152H3ZM12 153V152H11ZM161 153V152H160ZM242 153V152H241ZM5 154V153H4ZM4 154H3V156H4ZM7 154V153H6ZM5 154V155H6ZM214 154V155H213ZM247 154V153H246ZM175 155V154H174ZM177 155V154H176ZM219 155V154H218ZM236 155H238V156H236ZM242 155V154H241ZM146 156V155H145ZM243 156V155H242ZM5 157V156H4ZM3 157V158H4ZM160 157V156H159ZM197 157H199V156H197ZM202 157V156H201ZM218 157V156H217ZM176 158V157H175ZM212 158V159H213ZM244 158V157H243ZM18 159H19V157H18ZM148 159V158H147ZM150 159V158H149ZM194 159V158H193ZM202 159V160H203ZM211 159V158H210ZM217 159V158H216ZM215 159V160H216ZM221 159V158H220ZM20 160V159H19ZM22 160V159H21ZM62 160H63V158H62ZM180 160V159H179ZM190 160V159H189ZM199 160V159H198ZM197 160V161H198ZM214 160V159H213ZM241 160V159H240ZM187 161V160H186ZM204 161V160H203ZM225 161H226V159H225ZM224 161V162H225ZM180 161H178V162H176V163H179ZM188 162V161H187ZM192 162V161H191ZM190 162V163H191ZM196 162V160L194 161V163ZM199 162V161H198ZM198 162H196L197 164H199ZM195 163V164H196ZM200 163H202V161H200ZM206 163V162H205ZM52 164H54V162L52 163ZM175 164V163H174ZM181 164V163H180ZM186 164H188V163H186ZM194 164V165H195ZM203 165H201L202 166V170H203V166H204V163H202ZM211 164V163H210ZM239 164V163H238ZM22 165H24V164H22ZM21 165V167L23 168V166ZM179 165V164H178ZM233 165V164H232ZM26 166V165H25ZM53 166V165H52ZM174 166V165H173ZM198 166H200V164L199 165H196V167L195 168H197ZM225 166V165H224ZM223 166V167H224ZM20 167V166H19ZM28 167H30V166H28ZM28 167H26L27 169H25V171L26 170H28ZM48 169H47V168ZM177 167V166H176ZM182 167V166H181ZM206 167V166H205ZM204 167V168H205ZM231 166H229V168H230ZM236 167V166H235ZM10 168L12 169L13 167H11L10 166ZM9 168V169H10ZM22 168H21V170H22ZM180 168V167H179ZM194 168V169H195ZM201 168V167H200ZM207 168V167H206ZM205 168V169H206ZM227 168V167H226ZM237 168V167H236ZM24 169H23V172H24ZM47 169V170H46ZM177 169H178V167H177ZM198 169H199V167H198ZM205 169H204V172H205ZM216 169V168H215ZM224 169V168H223ZM13 170H14V168H13ZM48 170H50V171H48ZM58 170V169H57ZM196 170V169H195ZM194 170V171H195ZM201 169H199V170H196L197 172L199 171V172H202V171H200ZM208 170V169H207ZM232 170V169H231ZM260 170V169H259ZM50 172V173H48V172ZM23 172H21V174L23 173ZM26 172H28V171H26ZM202 173L203 175H205V173H207V172H205V173ZM226 172V171H225ZM30 175H32L33 176V173H30V170H29V172H28ZM60 173H61V171H60ZM195 173V172H194ZM228 173V172H227ZM237 173H239V172H237ZM24 174V173H23ZM22 174V175H23ZM26 174V173H25ZM28 174V175H29ZM201 174V173H200ZM202 174H201V176H202ZM219 174V173H218ZM256 174H257V172H256ZM8 174H6V176H7ZM28 175H25V176H27L28 177ZM63 175H64V172H63ZM229 175V174H228ZM239 175V174H238ZM4 176V175H3ZM200 176V175H199ZM26 177V178H27ZM31 177V176H30ZM204 176H202V179H203V181H204V179H205V181H207V184H208V181H211L212 180V176L210 177V175H208V174H206L205 175V177L203 178ZM214 177V176H213ZM191 178V177H190ZM8 178L6 177V179H5V176H4V179L3 180H7ZM34 179V178H33ZM219 179V178H218ZM216 180V179H215ZM8 181H9V179H8ZM202 181V182H203ZM204 181V182H205ZM1 182V181H0ZM3 182V181H2ZM203 182V183H204ZM217 182V181H216ZM220 182V181H219ZM225 182H228V181H225ZM5 183V182H4ZM4 183H2L3 185H4ZM6 183H7V181H6ZM5 183V184H6ZM188 183V182H187ZM224 183V182H223ZM223 183H221V184H223ZM210 184H211V182H210ZM227 184V183H226ZM10 185V184H9ZM9 185H6V186H9ZM204 185L206 186V184L204 183ZM2 186V185H1ZM0 186V187H1ZM5 186V187H6ZM12 186V188H13V184L11 185ZM4 187V186H3ZM229 187V186H228ZM8 188V190L10 189L9 187H7ZM178 188V187H177ZM205 188V187H204ZM219 188V187H218ZM235 188V187H234ZM3 189V188H2ZM208 188L206 187L205 189H204V191L205 190H207ZM225 189V188H224ZM215 190V189H214ZM217 190V189H216ZM200 191V190H199ZM221 191V190H220ZM224 191V190H223ZM210 192V191H209ZM209 192H208V194H209ZM212 192V191H211ZM210 192V193H211ZM191 193V192H190ZM38 194V193H37ZM206 194H207V191H206ZM207 194V195H208ZM40 195H41V193H40ZM42 195V196H43ZM203 195V194H202ZM210 195V194H209ZM213 195V194H212ZM211 195V196H212ZM250 195V194H249ZM41 196V197H42ZM218 196V195H217ZM41 197H39V198H41ZM64 197V198H63ZM203 197V196H202ZM211 198V200L212 199H215V198H212V197H210ZM217 199V198H216ZM247 199V198H246ZM193 200V199H192ZM203 200V199H202ZM205 200V199H204ZM208 202H210V199L208 198ZM130 201V200H129ZM207 202V201H206ZM207 202V204H209ZM211 202H213V201H211ZM231 202V201H230ZM191 204V203H190ZM202 204V203H201ZM206 204V205H207ZM128 205V204H127ZM195 205V204H194ZM14 206V205H13ZM12 206V209H15L14 207ZM151 208H152V214H156V212H157V209H156V207H155V204L152 202L151 203ZM208 206H210V205H208ZM215 206V205H214ZM124 207V206H123ZM191 207V206H190ZM201 207V206H200ZM211 207V206H210ZM176 208V207H175ZM187 208V207H186ZM193 208L195 209V206H193ZM192 208V209H193ZM198 207H196V209H197ZM207 208V207H206ZM3 208L1 207V210H2ZM188 209V208H187ZM193 209V210H194ZM192 210L191 211V209H189V211H188V217H187V224H188V227L187 226H185L186 228H184V231L182 230V232H180V234L182 233V235H178V238H175V237H177V236H175V237H173L174 235H171V236H165V235H162L161 237H163V236H165L164 238H165V240H164V238H163V240H164V243L161 245V244H159V245H157L158 246V248H159V246L162 248V250L161 251H159L158 253L156 252V254H154L153 256L154 257H151L152 259L149 261V262H159V263H162V264H173V259H172V257H173V253H175V249H183L184 248V246H186V244H185V241L186 240H189V236H190V234L192 233V227H193V229H194V227H195V225H196V220H195V216L198 214L199 215V212L198 213H196V215L194 216L193 215V212H195V211H197V210ZM17 210V208L14 210L15 212H17L16 211ZM199 210V209H198ZM201 210V209H200ZM241 210V209H240ZM2 211H4L5 213H7L6 211H5V208L2 210ZM1 211V212H2ZM125 211V210H124ZM128 211V210H127ZM127 211H126V213H127ZM211 211V210H210ZM209 211V212H210ZM4 212H2V214L4 215L5 213ZM159 212V211H158ZM177 212V211H176ZM202 212V211H201ZM201 212H200V214H201ZM150 213V212H149ZM204 214V213H203ZM202 214V215H203ZM5 217L7 216V214L6 215H4ZM142 216V215H141ZM157 216V215H156ZM204 216V215H203ZM207 216V215H206ZM120 217H122V216H120ZM150 217H152V216H150ZM141 218V217H140ZM178 218V217H177ZM203 218V217H202ZM3 219V220H2ZM1 219V221H0V227H1V222L3 223V224H8V223H10L11 221H10V219H8V217L6 218V219H4V218H2ZM148 220L149 219H147V220H145L146 222H148ZM150 221V220H149ZM200 221V220H199ZM230 221V220H229ZM140 223H141V220L139 221ZM238 223V222H237ZM171 224V223H170ZM186 224V225H187ZM204 224V223H203ZM202 224V225H203ZM135 225H137V223L135 224ZM175 225V224H174ZM140 226V225H139ZM161 226V225H160ZM197 226V225H196ZM137 228H140V227H138V226H136ZM137 228H136V230H137ZM135 229V228H134ZM150 229V228H149ZM188 229V230H187ZM124 230H125V233H126V229L125 228H123L121 231L122 232H124ZM213 230V229H212ZM250 230V229H249ZM152 231H153V229H152ZM158 231V230H157ZM188 231V232H187ZM3 232V231H2ZM128 232V231H127ZM135 232V231H134ZM137 232V231H136ZM19 238H20V240L22 241V243H24L26 246L27 245H29L30 244V241L26 238V237H24L25 235L24 234H22L21 233V231L19 230ZM124 233V234H125ZM152 233V232H151ZM154 233H155V231H154ZM164 233V232H163ZM183 233H188V235H186V237L184 236L185 234H183ZM1 235L0 236H2V233H0ZM167 234H168V232H167ZM166 234V235H167ZM170 234V233H169ZM168 234V235H169ZM240 234V233H239ZM128 235H131L130 234V232H129V234ZM177 235V234H176ZM123 236H125V235H123ZM153 236V235H152ZM196 236H197V234H196ZM248 236V235H247ZM251 236V235H250ZM183 237H185V238H183ZM197 237H200V235L199 236H197ZM175 238V239H174ZM188 238V239H187ZM202 238V237H201ZM190 239H191V237H190ZM197 239V238H196ZM195 239V240H196ZM171 240H173V241H171ZM192 241L194 240V239H191ZM157 241H158V239H157ZM197 241V240H196ZM195 241V242H196ZM263 241V240H262ZM151 242V241H150ZM187 243V242H186ZM191 244V243H190ZM195 244V243H194ZM193 244V245H194ZM199 245V244H198ZM190 246V245H189ZM219 246V245H218ZM155 247V246H154ZM188 247V246H187ZM160 248V249H161ZM201 248V247H200ZM199 248V249H200ZM155 249H157V248H155ZM189 249V248H188ZM219 250V249H218ZM150 252V251H149ZM148 252V253H149ZM238 253V252H237ZM221 259V258H220ZM225 259V258H224ZM149 260V259H148ZM251 260V259H250ZM147 262V261H146ZM148 262V263H149ZM175 262V261H174ZM140 263V262H139ZM209 263V262H208ZM1 264V263H0ZM147 264V263H146Z\"/></svg>","mask_w":264,"mask_h":264}]
</instances>
